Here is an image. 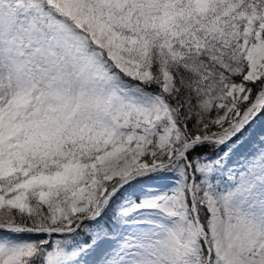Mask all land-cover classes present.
I'll return each instance as SVG.
<instances>
[{"label":"snow or ice","instance_id":"1","mask_svg":"<svg viewBox=\"0 0 264 264\" xmlns=\"http://www.w3.org/2000/svg\"><path fill=\"white\" fill-rule=\"evenodd\" d=\"M0 264H264V0H0Z\"/></svg>","mask_w":264,"mask_h":264}]
</instances>
